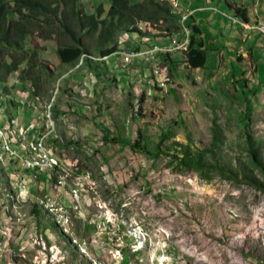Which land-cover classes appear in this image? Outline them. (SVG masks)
I'll list each match as a JSON object with an SVG mask.
<instances>
[{
  "label": "rangeland",
  "instance_id": "rangeland-1",
  "mask_svg": "<svg viewBox=\"0 0 264 264\" xmlns=\"http://www.w3.org/2000/svg\"><path fill=\"white\" fill-rule=\"evenodd\" d=\"M129 1L154 19L136 14L139 32L125 18L118 50L168 43L172 20L195 35L179 0H153L171 8V21L149 0ZM78 5L87 14L102 5L111 20L112 0ZM214 5L204 14L240 26L229 6ZM207 25L202 68L185 64L180 49L119 73L121 57H100L99 31L86 30L84 56L93 61L74 66L59 59L62 34L27 36L28 57L37 52L45 69L32 73L37 86L20 78L26 61L5 80L0 65V264H264V31L255 27L251 45ZM241 45L247 58L236 54ZM159 61L168 87L154 80Z\"/></svg>",
  "mask_w": 264,
  "mask_h": 264
},
{
  "label": "trees",
  "instance_id": "trees-1",
  "mask_svg": "<svg viewBox=\"0 0 264 264\" xmlns=\"http://www.w3.org/2000/svg\"><path fill=\"white\" fill-rule=\"evenodd\" d=\"M78 1L0 0V65L5 68L2 80H5L12 71L18 70L22 62L26 61L27 67L22 71L20 78L25 80L29 76L37 86L39 76H34L32 73L45 69L42 65L38 67L37 52H33L28 57V52L24 49L27 36L32 32H38L44 39H49L52 36L59 39L62 34L66 40H60L58 48L59 59L63 65L74 66L81 58L85 59L87 64L93 61V59L89 58L92 56L85 57L89 52L82 39V31L86 30L87 33L99 31L96 50L102 57H106L120 48L117 32L119 29H123L121 27L126 26L124 24L125 18L128 19L129 24L127 26L130 25L133 29L132 31L139 32L142 31L135 25L136 16L146 21H153L154 19L151 15L140 16L135 11L140 4L131 5L129 0H112L113 7L108 12L111 20L108 22L106 18H102V5L98 7L95 13L87 14L83 8L79 7ZM149 2L154 6L157 5L153 0H149ZM170 9L169 6L157 5L154 12L164 11L162 18L166 21H171L174 13ZM235 12L237 15L242 16L244 21H249L246 8L237 6L235 7ZM155 18L158 20L159 17ZM115 19L117 20L115 21ZM190 26L195 34L200 32L197 24ZM168 30L171 33H175L179 31V27L172 20ZM168 55L171 54H165V57ZM186 55L189 66L199 68L206 65L207 51L204 45L196 40L194 34L191 36L190 47ZM252 97V94H247L246 96L247 113L251 109ZM138 134L141 136V128L138 129ZM138 141L133 144V148H140ZM185 156L188 157L189 152ZM198 157L200 158L201 156L198 155L196 158L198 159ZM259 163L264 167L262 162Z\"/></svg>",
  "mask_w": 264,
  "mask_h": 264
},
{
  "label": "crops",
  "instance_id": "crops-1",
  "mask_svg": "<svg viewBox=\"0 0 264 264\" xmlns=\"http://www.w3.org/2000/svg\"><path fill=\"white\" fill-rule=\"evenodd\" d=\"M184 2H185V4L183 5L181 0H179V2H175V5L179 6L180 13L182 16L185 15L187 12H190L189 18L187 20L189 26L193 25V24H197L199 26L200 32L196 33L195 37L199 43L201 42L204 45V48L207 51V62H208V58H209V51L211 50L207 45V41L205 39L206 35L204 34V33H206L205 30H206V26H208L207 24H209V25L217 24V27H218L217 30L220 32L221 35H223L226 38H232L234 36H237L238 33L240 36L245 35L246 38H244L245 39L244 42H248L250 39L252 42L251 45H253V40H254L252 38H256L257 35H255V34L259 33L257 31V29L255 28V25L257 23L264 24V0H253L252 5H248L249 0H189L188 2H187V0H184ZM221 2H223L227 6H229L233 10L234 14L236 13L235 7L241 6V7L246 8L247 12H248V16H249V21L248 22L244 21V22H245V25H247V26L244 27V25H242L240 23H239L240 26H238V28H235L234 26L229 27L228 25L221 26L220 20L214 19V15H216V14H213V13L211 15L204 14L205 10H211V11L219 10L217 8V6H215L214 4L221 3ZM201 13H203V14H201ZM220 14L224 17L223 14H228V13H226L225 11H222ZM234 16H237V15H234ZM224 18L230 19L227 17H224ZM201 23H203V24L201 25ZM247 37H248V40H247ZM170 40H171V38H170ZM144 41H145V43H153V41L151 39H149V40L146 39ZM234 41H237V40L234 39ZM154 42H155L154 44H159V43H157L156 39L154 40ZM165 42L167 43V41H164V43ZM242 46H245V45H241V47L239 46L237 48L238 50L236 51V54L237 55H243L244 57L247 58L248 52L246 50H244V48ZM229 47H231V45L227 46V48H229ZM212 49L214 50V48H212ZM229 53L231 54V57H230V59H229L230 61H228V63H232L233 67L238 66L237 64L234 63L232 52L229 51ZM176 54L180 55L181 52H179V53L177 52ZM222 54H223V52H222ZM115 56L116 57L113 56L114 57L113 61H116V60L119 61L120 56L119 55H115ZM182 56H183V60L185 61V62L184 61L183 62L186 64L187 63V57H185L183 53H182ZM258 56H259V54H257V52L254 51V55H253L254 60ZM185 58H186V60H185ZM136 60H138V59H136ZM143 60H145V59H141V61H143ZM133 61H135V60H133ZM207 62H206L205 66H207ZM117 64H118V62H117ZM155 66L156 65H153V73L155 70ZM199 68H202V67H199ZM256 68L259 69V67H257V64H256ZM135 71H138V69H136ZM130 76H131V78H133L132 82L138 81L137 72L134 75H130ZM126 77H128V76H126ZM158 81L162 82L161 80H157V82Z\"/></svg>",
  "mask_w": 264,
  "mask_h": 264
},
{
  "label": "built area",
  "instance_id": "built-area-1",
  "mask_svg": "<svg viewBox=\"0 0 264 264\" xmlns=\"http://www.w3.org/2000/svg\"><path fill=\"white\" fill-rule=\"evenodd\" d=\"M172 2L174 3L175 0H172ZM189 15H190V12H188L182 17L184 24L187 18L189 17ZM223 15L224 17L231 19V17L228 14H223ZM233 21L238 22L236 20H233ZM238 23L241 24V22H238ZM242 25H245V24H242ZM255 27L264 31V25L255 26ZM189 44H190V35L185 30V31L176 32L173 36V40H171L168 43H164V44L146 43V45L144 46L138 45V46L131 47V48L124 47L120 54L122 63L121 65L119 64L117 68L119 69V73L126 72L129 69V66L134 62V61H131V54H138V60L139 59H150L152 61L156 59V57L158 56L159 57L165 56V50L167 49V47H171V46L180 47L181 51H185V56L187 57L186 53L188 52ZM155 65L159 66V73H153L154 78H155L154 80H168V86H169V82L171 81L170 75H163L162 61H159L157 64L155 63ZM164 88L167 89V87H164ZM10 155L12 157L20 156L19 152L15 149V147H10ZM22 159L24 160V158ZM28 166L29 165H27V167ZM36 166H33V167H36Z\"/></svg>",
  "mask_w": 264,
  "mask_h": 264
},
{
  "label": "bare ground",
  "instance_id": "bare-ground-1",
  "mask_svg": "<svg viewBox=\"0 0 264 264\" xmlns=\"http://www.w3.org/2000/svg\"><path fill=\"white\" fill-rule=\"evenodd\" d=\"M176 6V5H175ZM188 13V12H187ZM186 13V14H187ZM184 16V15H183ZM182 16V17H183ZM189 18V17H188ZM188 18H187V20H188ZM187 20L185 21V26H186V22H187ZM233 20H236V21H238V22H240V18L238 17V16H236L235 18H233ZM188 26V25H187ZM185 30H186V32L187 33H189V35H190V43H191V33L189 32V29L188 28H185ZM172 39V38H171ZM120 47V46H119ZM189 47H190V44L188 45V50H189ZM121 48V47H120ZM124 48V47H123ZM181 48L180 47H178V46H171V47H167V49L165 50V53L166 54H171V53H173V52H175V51H177V50H180ZM121 52H122V50H118V51H116V52H114L113 54H111V55H109V56H106L105 58H110V57H112V56H115V55H120L121 54ZM184 54V53H183ZM100 57H102V56H100ZM136 59H138V54H131V61H133V60H136ZM96 60H102V59H96ZM163 69V75H167L168 73L165 71V70H167V68H162ZM158 71L156 72V73H159V66H158V69H157ZM157 82V81H156ZM164 82H167V87H168V80H164ZM164 88V87H163Z\"/></svg>",
  "mask_w": 264,
  "mask_h": 264
}]
</instances>
